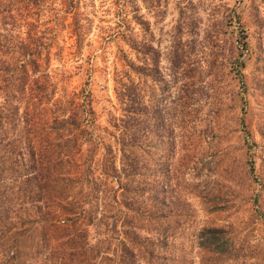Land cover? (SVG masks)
Instances as JSON below:
<instances>
[{
  "label": "rangeland",
  "instance_id": "1",
  "mask_svg": "<svg viewBox=\"0 0 264 264\" xmlns=\"http://www.w3.org/2000/svg\"><path fill=\"white\" fill-rule=\"evenodd\" d=\"M130 1L139 21L126 23L146 48L138 78L146 126L140 149L144 187L129 195L91 163L89 173L100 179L69 185V193L90 207V221L55 228L43 215L71 195L58 197L36 172L44 133L30 139L32 149L24 148L34 152L35 168L16 175L15 149L5 147L25 132L1 128L0 264H264V0ZM118 2L77 0L67 11L57 3L61 17L49 33L52 97L88 92L90 142L110 138L123 112L113 91L117 70L125 67L118 49L132 56L114 33L123 27L120 17L129 15ZM38 12L40 32L45 8ZM7 18H0V44L9 50L11 34L22 35L23 27L11 29ZM9 53L0 60L6 62ZM183 100L190 113L182 122L176 112ZM40 106L39 125L53 105ZM87 141L80 150L89 156ZM93 151L95 161L99 148ZM207 226L223 232L224 251L199 244ZM61 254L68 258L58 259Z\"/></svg>",
  "mask_w": 264,
  "mask_h": 264
},
{
  "label": "trees",
  "instance_id": "2",
  "mask_svg": "<svg viewBox=\"0 0 264 264\" xmlns=\"http://www.w3.org/2000/svg\"><path fill=\"white\" fill-rule=\"evenodd\" d=\"M74 1L77 0H0V18L8 17L11 21V29L12 26L23 27L22 35L16 33L14 37L11 34L9 50L4 48L5 44H0V57L5 54V51L10 52L9 55L7 54L6 62L0 60V66L4 64L0 67V81L3 82L0 86L3 98L0 102V130L1 128L6 130L9 127L14 129L18 126L15 130L17 134L25 132V135H22L23 138L18 139L15 144H6L5 147L10 149L9 146H11L15 149L11 170L16 175H19L18 173L25 175L35 168L33 166L36 159L33 157L34 152L28 150L24 153V150L33 147L31 138L39 136L38 133H44L38 137L44 140L45 151L43 150V154L36 155L37 158L39 157V163H42L36 172L43 184L48 185L55 195H59L58 197L62 195L65 198L71 195L67 201L65 200V204L56 208V212L52 208L43 215L44 221L55 228L59 226V222H62L61 225L65 224L66 228L73 227L76 221L78 225L87 224L90 221L92 217L90 207H84L83 198L77 200L74 194L69 193V185L82 186L99 180L98 175L89 173L87 165L91 163L96 174L101 172L108 177L113 176L117 184L129 195L140 191L144 187L142 183H145L143 178L142 180L140 178V149L142 131L146 129V126L143 125L141 118L143 106L140 102L141 84L138 78L142 69L140 53L146 48L134 36L131 26L126 23L129 18L138 23L137 6L135 1L119 0L118 2L120 8L129 15L120 17L117 22H121L123 27L116 29L114 33L123 40V43H126L132 56L129 57L121 48L118 49L125 67L117 70L120 76L114 81L113 91L123 112L117 117L118 120L113 122L114 129L108 132L110 138L96 141L91 137L92 142H90L85 121L92 120L94 117L88 92L83 94L77 92L78 95L73 92L72 95L62 99L53 98L56 83L47 69L48 59L52 53L50 48L53 45V38L49 33L53 27L52 23L61 17L56 5L60 3L63 10L67 11L70 10ZM40 7L45 8V18L41 22L43 29L39 32L37 25L40 23L35 15L39 13ZM0 41L2 42L1 38ZM241 43L245 45L244 40ZM157 54L158 50L152 51L154 60L157 59ZM234 54L237 55L236 52ZM235 55H233L236 61L234 64H237L239 58ZM176 57L177 60L180 58ZM177 60L173 61L176 63ZM2 71L5 74H1ZM50 101L53 106L44 109L47 110L48 120L45 124H37L35 121L40 116L38 110L42 109L40 105ZM186 104V100H183L176 112L182 122L190 113ZM158 127L162 129L159 122ZM114 130H116L115 133ZM84 140L92 144L93 150L99 148L100 155L95 161L91 160V155L94 153L92 149H89L92 150L89 156L80 150V143ZM115 158L118 167L115 166ZM222 233L217 227H204L201 233L203 238L199 240V244L213 251L222 252L226 249V238ZM65 258L68 256L63 254L58 256L60 260Z\"/></svg>",
  "mask_w": 264,
  "mask_h": 264
}]
</instances>
